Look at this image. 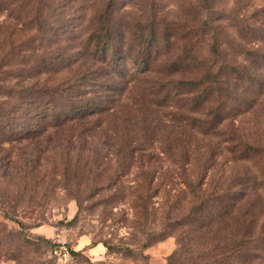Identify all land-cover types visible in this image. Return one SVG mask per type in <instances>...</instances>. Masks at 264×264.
Segmentation results:
<instances>
[{"label": "rangeland", "instance_id": "obj_1", "mask_svg": "<svg viewBox=\"0 0 264 264\" xmlns=\"http://www.w3.org/2000/svg\"><path fill=\"white\" fill-rule=\"evenodd\" d=\"M105 1L72 0L66 9L84 22L52 41L0 18V58L10 43L19 46V57L0 68L11 72L0 75V264H264L261 163L234 159L227 136H203L171 121L187 107L158 106L153 90L198 75L169 72L170 62L184 55L178 31L167 44L158 35L148 53L149 33L138 28L152 15L195 28L205 22L206 32L192 38L199 55L214 61V71L222 63L242 66L248 62L236 43L263 53L264 44L243 42L232 18L264 31V12L251 18L264 10V0H215L222 19L201 0H112L113 30L123 34L111 44L115 60L109 50L103 63L83 43L89 18ZM213 30L217 59L210 51ZM57 55L64 62L38 75L20 64L21 57L32 65ZM26 84L100 102L102 111L27 136L26 129L43 123L25 118L18 92ZM245 94L225 99L236 112L220 128L264 147V92ZM226 191L221 201L229 213L213 198ZM60 248L66 255L55 256Z\"/></svg>", "mask_w": 264, "mask_h": 264}, {"label": "trees", "instance_id": "obj_2", "mask_svg": "<svg viewBox=\"0 0 264 264\" xmlns=\"http://www.w3.org/2000/svg\"><path fill=\"white\" fill-rule=\"evenodd\" d=\"M72 0H0V18H3L2 23L12 21L15 25L21 24V28L27 31H34L44 39L55 40L59 35H67V29L70 26L72 31L77 30L84 22V19L74 14L75 11L66 9ZM201 5L207 11L217 16V19H222L219 12H216L215 0H201ZM195 7V5H194ZM199 9V5L196 6ZM62 9V10H61ZM114 9L112 0H107L102 6L89 18L88 31L86 34L83 46L88 49L90 55L101 62L109 60L108 51L111 50V62L115 60L116 54L112 50L111 44L115 39V35L122 36V32L113 30V14ZM199 11V10H198ZM201 11V10H200ZM264 10H256L251 13V18L257 17ZM233 26L237 35L243 42H247L250 38L258 39L263 42L261 28L255 25L244 24V22L236 15L232 18ZM209 25L205 22L201 27L195 28L188 23L178 25L177 23L167 22L164 18L157 21L155 15L150 16L144 24H138V28L149 33L146 39L148 53L157 46V36H163L165 44L169 43L172 37L177 36L185 41L183 48L184 55L175 58L168 65L169 72L177 73H193L198 75L192 80H178L170 84L159 83L156 89L153 90L155 98L161 104L168 102L181 103L178 108L188 109L187 113L170 115L171 121H179L184 127L192 129L194 132L203 136H217L225 138L230 142L226 150L237 160H246L255 157L264 177V147L254 146L238 139L233 130L221 129V125L228 116L236 112L233 104H227L225 99L239 100V97L250 93L253 95H262L264 92V53L258 50V47H245L237 45L236 51L244 57L248 64L238 66L222 63L214 71V61L203 58L197 52V45L192 41V38L197 35L204 34L205 28ZM213 42L210 45L211 56L214 59L220 57V44L216 36L218 32L211 33ZM12 36V33L10 34ZM143 38V34L140 35ZM219 44V45H218ZM250 45V44H249ZM111 47V48H110ZM1 49V48H0ZM19 46L9 44L8 52L2 53L0 58V68L4 67V63H12L15 58H18L17 52ZM3 50V49H2ZM87 51V50H86ZM54 56H40L33 64L30 65L26 59L21 57L22 67H26L29 75H38L46 70H53L61 65L64 60L62 55L59 56V62L54 63L58 58ZM19 62V61H18ZM62 68V67H61ZM60 69V68H58ZM261 69V70H260ZM11 72L0 71V75ZM263 73V74H262ZM84 78V77H83ZM83 81V79H81ZM81 81V82H82ZM237 87H241V91ZM59 89H46L36 87L32 84H26L20 89L18 94L25 105V118L29 120L39 119L37 122H42L39 128L26 129L27 136H33L42 133L44 126L54 128L62 127L68 122H75L87 117H94L101 110L100 102L95 101H80L76 100L79 96L62 97L58 94ZM1 91L5 88L0 86ZM12 90L7 89L6 93H11ZM33 112V114H31ZM182 112V110H181ZM264 184V183H263ZM149 184H146L145 193L149 191ZM227 191L223 194L215 195V200L218 202L224 213H229L231 206L229 203L221 201ZM147 198V195L146 197ZM220 201V202H219ZM203 208V207H202ZM201 208V209H202Z\"/></svg>", "mask_w": 264, "mask_h": 264}, {"label": "built area", "instance_id": "obj_3", "mask_svg": "<svg viewBox=\"0 0 264 264\" xmlns=\"http://www.w3.org/2000/svg\"><path fill=\"white\" fill-rule=\"evenodd\" d=\"M63 251H65L63 248H60V249H54L53 250V254L55 255V256H59V255H66V253L65 252H63Z\"/></svg>", "mask_w": 264, "mask_h": 264}]
</instances>
